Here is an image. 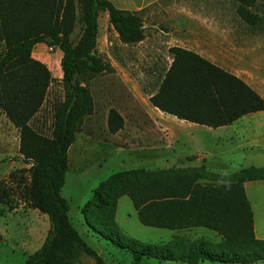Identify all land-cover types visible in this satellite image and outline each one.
<instances>
[{
    "label": "trees",
    "instance_id": "trees-1",
    "mask_svg": "<svg viewBox=\"0 0 264 264\" xmlns=\"http://www.w3.org/2000/svg\"><path fill=\"white\" fill-rule=\"evenodd\" d=\"M71 0H0V111L18 131L19 153L30 162L28 181L20 187L23 202L45 215L48 230L41 246L23 264H106L73 227L68 204L61 195L68 169V150L93 103L86 86L90 76L106 71L97 55V15L106 12L108 23L123 44L143 39L135 13L116 9L105 0H86L79 10L81 35L75 44ZM250 26L264 21L244 19ZM38 44L58 49L62 99L53 107L51 132L42 135L30 121L40 111L51 82L48 68L32 57ZM171 63L149 103L178 120L218 128L245 115L264 112V99L240 78L193 52L169 49ZM107 127L116 133L122 119L109 111ZM195 157H187V161ZM183 173V172H182ZM213 176L204 168L177 176L166 171L127 170L112 174L92 191L81 213L103 229V238L127 251L134 264L144 258L184 264L264 263V240L255 236L253 213L244 184L264 181V168L249 167L233 173L217 185H201L198 179ZM127 196L140 224L152 228L186 231L205 228L221 238L213 242L200 237L193 242L175 236L165 251L142 246L136 240L121 241L115 220L118 200ZM117 240H113L112 237ZM2 237L0 236V245Z\"/></svg>",
    "mask_w": 264,
    "mask_h": 264
},
{
    "label": "rangeland",
    "instance_id": "rangeland-1",
    "mask_svg": "<svg viewBox=\"0 0 264 264\" xmlns=\"http://www.w3.org/2000/svg\"><path fill=\"white\" fill-rule=\"evenodd\" d=\"M65 1V0H63ZM86 0H71L73 9L72 32L73 44L81 35V24L78 23L79 10ZM153 9L136 14L143 39L148 36L155 43L149 46L148 60L134 65H120L118 58L129 60L136 55V44L120 46L118 35L108 23V29L101 23L103 11L97 15V55L107 65L106 71L90 76L85 83L93 103V112L83 120L76 141L68 153V169L61 195L67 201L70 221L83 241L106 264H134L127 251L115 246L111 240L99 235L103 229L90 222L81 213V208L89 201L92 191L112 174L127 170L143 172L166 171L171 176L188 173L191 170L204 168L213 176L198 179L201 185H217L230 180L233 173L242 169L264 168V116L245 119L241 122L244 129L255 130L258 136L250 137L249 146L244 140L243 148H236L238 141L230 132L214 133L206 128H186L180 138L168 145L164 132L156 127L146 109L151 105L148 96L157 91L161 78L169 66V49L158 35L152 34L163 28L158 11ZM158 14H157V13ZM129 13V12H128ZM131 14V13H129ZM99 19V21H98ZM155 39V40H153ZM119 41V40H118ZM120 42V41H119ZM39 45V46H38ZM32 51V57L43 63L51 74V82L45 101L40 111L29 125L36 132L49 136L53 107L62 99L60 59L56 57L55 48L38 44ZM133 47V48H132ZM136 59V58H134ZM224 71L239 77L253 91L264 99V68L225 67ZM152 107V106H151ZM115 111L122 119V127L116 133H110L107 127L109 111ZM264 115V112L261 113ZM167 127H184V123L169 118L164 123ZM237 135V133L235 132ZM227 135L223 141L217 136ZM234 136V137H233ZM187 157H195L187 161ZM29 160L19 153L18 131L9 124L0 111V236L5 239L0 252V264H23L24 254H32L37 249V242L32 246L24 245L28 240L29 227L41 233L49 224L47 217L31 210L22 200L20 187L28 181ZM183 172V173H182ZM248 196L253 204L255 226L258 234L264 235V182H254L248 188ZM117 231L121 241L136 240L142 246H153L165 251L167 243H172L175 236L193 242L200 237L213 242L221 240L215 233L205 228L175 231L152 228L139 223L133 205L127 196L118 200L116 211ZM117 240L116 237H112ZM2 244V243H1ZM14 249V251H12ZM86 264H95L93 259L83 258ZM140 264H184L175 261H159L144 258ZM202 264H219L203 262ZM261 264V263H258ZM264 264V263H263Z\"/></svg>",
    "mask_w": 264,
    "mask_h": 264
},
{
    "label": "crops",
    "instance_id": "crops-1",
    "mask_svg": "<svg viewBox=\"0 0 264 264\" xmlns=\"http://www.w3.org/2000/svg\"><path fill=\"white\" fill-rule=\"evenodd\" d=\"M105 1L110 2L116 9L123 12L138 13L141 11L153 9V13L155 14V11H158L159 19L163 28L159 30V33L157 31H153L152 34L160 36L159 34L161 33L162 35L160 38H163V40H165V42L162 43L167 44L168 49L177 47L186 51L193 52L199 57L210 62L212 65L221 69L225 67L248 66L255 68H264V25L257 23L252 27L248 23L244 22V19H251L252 21H264V0ZM106 18L108 19L107 13H102L100 21H102L101 23L107 30L108 26L106 25ZM116 44L120 46H127L126 44H123L118 40ZM154 44L155 43H153L149 39V37L146 36L136 44V55L134 56V58L136 59L130 58L129 60H126L122 57L115 59V61L120 65L127 66L131 64L134 65L135 60L137 62H145L148 60L147 56L148 52H150L148 47L153 46ZM54 51L56 57L61 59V51L58 49H55ZM170 63L171 57L169 56V65ZM151 106L146 109V112H148L150 118L156 123V127L160 131L164 132V135L169 139L167 143L168 145L180 138V134H178V132H182L186 128H196L195 126H200L197 124L178 120L177 118L167 115ZM261 113L262 112H256L245 115L228 126L218 128H209L205 126L200 127L211 130L212 132L217 134H220L221 132H230L236 136L233 137L236 138L239 143L238 145H236V148H243V145L241 144L242 142L240 143V141L244 140L245 146H249L250 143H254L253 141L249 143V138L253 136L255 137L257 132H255L254 129H244L245 127L241 122H243V120L245 119L264 116L261 115ZM169 118L184 123V127L169 128L165 126L164 123L167 122ZM259 130H262L264 132V128L262 126L259 127ZM235 132L237 133V135L235 134ZM256 136H258V134ZM227 137V135H219L217 136V140L223 141ZM70 148L68 150V153L70 151ZM254 182L264 181L246 182L244 184V189L253 213L255 236L260 240H264L263 233L258 234L256 230L253 204L251 203L248 196V188L251 187ZM33 211L38 212L37 210ZM41 216L43 219L45 215L42 214ZM1 224L2 223L0 219V225ZM47 230L48 226L43 229L42 233L38 229L35 230L29 227V232L27 234L28 240L24 242V245L32 246L33 241H35L37 242V244L34 247L35 249H38L45 238ZM4 240L5 239L3 238L2 244L0 245V252L2 251ZM12 251H14V249H12ZM29 254H24L25 258Z\"/></svg>",
    "mask_w": 264,
    "mask_h": 264
}]
</instances>
